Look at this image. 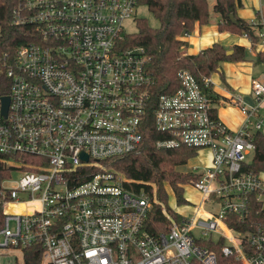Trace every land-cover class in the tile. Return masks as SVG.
Wrapping results in <instances>:
<instances>
[{"label":"built area","instance_id":"1","mask_svg":"<svg viewBox=\"0 0 264 264\" xmlns=\"http://www.w3.org/2000/svg\"><path fill=\"white\" fill-rule=\"evenodd\" d=\"M136 5L17 0L12 7L11 23L33 25L38 40L0 55L7 88L0 91V264H27L26 256L37 264H217L213 247L239 264H264V172L242 169L254 132H264V68L250 78L248 99L231 93L215 101L209 77L199 82L187 69L177 72V88L154 97L145 48L121 42ZM255 13L254 43L241 36L246 49L264 54L261 3ZM225 103L242 113L235 129L212 111ZM150 110L161 135L155 147L210 151L209 165L188 182L201 193L193 215L169 217L158 234L143 228L154 193L127 188L105 163L139 151ZM251 198L261 211L252 223Z\"/></svg>","mask_w":264,"mask_h":264},{"label":"trees","instance_id":"2","mask_svg":"<svg viewBox=\"0 0 264 264\" xmlns=\"http://www.w3.org/2000/svg\"><path fill=\"white\" fill-rule=\"evenodd\" d=\"M16 2L17 0H0V55L5 51L12 53L19 44L38 40L33 25L11 23L10 13ZM141 3L146 4L157 19L158 25L151 26L144 17H138L135 19L136 31L124 33L121 42L123 47L142 45L145 48L147 55L145 66L154 78L152 86L154 97L171 92L179 86L177 72L181 69L189 70L199 82L202 77H209L212 72L218 71L224 81L220 63L227 60H245L247 49L241 44H233L232 52L229 54L226 53L227 48L220 42H213L196 53H181V49L188 43L181 37L182 32L191 31L195 23L206 24L210 11L218 16L219 31L227 30L240 35L247 32L252 43L255 41L253 30L258 25L237 15L236 8L241 4L240 0H213L211 10L210 0H138V4ZM230 14L233 15V19ZM263 61L264 54L255 53L253 64H262ZM0 91L6 93L7 88L0 87ZM216 95L214 99L218 101L221 95L218 93ZM212 111L215 114L216 108ZM158 138H161V135L155 130L153 114L150 110L143 125V138L139 151L105 162L107 166L126 178L124 185L127 188L134 190L144 188L154 193L156 201H153L143 224V228L151 234L165 231L170 218L177 220L181 217L168 206L165 186L170 187L176 202L181 204L186 202L183 185L199 177V174L192 170L180 171L176 168L196 155L195 148L186 145L157 148L154 141ZM252 140L253 155L244 163L242 169L254 173L264 172V132L255 131ZM260 213L259 203L253 198L249 199L247 222L259 220ZM248 227L245 224L240 227L235 226L236 229ZM213 248L217 256V264H239L232 256L222 255L218 247ZM36 261L37 256L36 259L26 256L27 264H37Z\"/></svg>","mask_w":264,"mask_h":264},{"label":"rangeland","instance_id":"3","mask_svg":"<svg viewBox=\"0 0 264 264\" xmlns=\"http://www.w3.org/2000/svg\"><path fill=\"white\" fill-rule=\"evenodd\" d=\"M241 4L237 5L236 13L238 16L252 20L256 17V10L259 3L264 7V0H240ZM213 5V0H210V10ZM264 13V11H263ZM138 17H144L149 25L157 26L158 21L153 16L152 12L147 8L146 4L141 3L136 5L132 16L125 20L123 24V30L127 33L136 31L135 19ZM264 17V14H263ZM218 16L210 11L209 20L206 24L200 25L189 31L188 43L185 51H193L203 46H208L212 42H220L225 48L231 47L232 44L241 43L242 36L239 33H234L227 30L219 31L217 28ZM229 49V48H228ZM252 61V63L250 62ZM255 55L250 50L245 51V60L239 61H222L220 63V70L223 72V78L218 71L212 72L209 79L212 83L213 89L216 93L224 94L228 96L231 93L236 95H244L248 93L250 76L251 74L258 75L263 70V64H255ZM223 96V95H222ZM239 107L232 103H225L218 106V113L227 121H237L239 119L238 113ZM230 126V124H228ZM210 163V151L208 148L203 147L198 149L196 155L189 158L186 163L177 166L180 171L194 170L203 171ZM197 173V172H196ZM14 177L18 176L16 172H13ZM5 181L0 178V185ZM167 192V204L175 212L185 217H191L194 213L193 205L195 206L200 202L201 193L195 189L191 184L187 183L183 185V195L186 202L178 204L176 202L173 191L170 187L165 186ZM206 209V207H205Z\"/></svg>","mask_w":264,"mask_h":264},{"label":"crops","instance_id":"4","mask_svg":"<svg viewBox=\"0 0 264 264\" xmlns=\"http://www.w3.org/2000/svg\"><path fill=\"white\" fill-rule=\"evenodd\" d=\"M249 21H252V20H249ZM256 21V20H255ZM195 26L196 27H200V25H198L197 23H195ZM188 36H189V34H188ZM188 36H186V37H184L183 39H185V40H187V42H188ZM242 42L241 43H236V44H241V45H244V46H247V40L244 38V37H242ZM215 42V41H214ZM213 43V42H212ZM212 43H210L209 45H211ZM235 44V43H234ZM208 45V46H209ZM233 45V44H232ZM204 47H206V45L205 46H203V47H201V48H198L197 50H193V51H185V48H186V46L185 47H183L182 49H181V53L182 54H185V53H196L198 50H200V49H202V48H204ZM228 48H231V47H228ZM227 48V49H228ZM252 53V52H251ZM253 55H255L254 53H253ZM251 63H252V61H250ZM254 63V62H253ZM254 65V64H253ZM253 76H256L255 74L253 75V74H251V76L250 77H253ZM212 89H213V86H212ZM214 90V89H213ZM215 92V91H214ZM216 93V92H215ZM219 94V93H218ZM219 95H223L224 96V94H219ZM243 97L244 98H247L248 99V93L247 94H244L243 95ZM219 105H221V104H219ZM218 105V106H219ZM218 106H216V112H217V114L219 115V113H218ZM238 113H239V119L237 120V121H225L224 120V118L222 117V116H220L219 115V117L221 118V120L228 126V127H230V128H232V129H235V128H237L238 127V125H239V123H240V121H241V118H242V113L240 112V110H238ZM228 124H230V126L228 125Z\"/></svg>","mask_w":264,"mask_h":264},{"label":"water","instance_id":"5","mask_svg":"<svg viewBox=\"0 0 264 264\" xmlns=\"http://www.w3.org/2000/svg\"><path fill=\"white\" fill-rule=\"evenodd\" d=\"M230 17L233 19V15L230 14ZM232 52V49L229 48L226 50V53L229 54ZM2 100H3V103H2V111L5 112L6 111V107H7V102H8V96H2Z\"/></svg>","mask_w":264,"mask_h":264}]
</instances>
